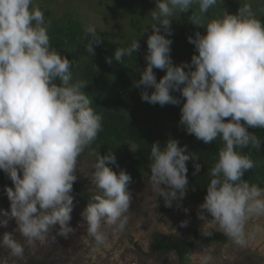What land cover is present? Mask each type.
I'll use <instances>...</instances> for the list:
<instances>
[{"label":"clouds","instance_id":"obj_1","mask_svg":"<svg viewBox=\"0 0 264 264\" xmlns=\"http://www.w3.org/2000/svg\"><path fill=\"white\" fill-rule=\"evenodd\" d=\"M217 3L155 0L146 66L138 68L135 88L149 104L179 105V124L198 141H222L217 162L207 170L210 182L197 217L202 225L211 219L234 244L247 247L264 232L261 225L249 224L264 217V188L244 178L254 162L237 149L259 150L264 145L250 130L264 129V20L248 0L235 13L208 18ZM190 10L188 19L202 31L187 37L194 46L191 61L176 64L171 56L172 21ZM85 32L90 36L87 52L94 55V46L103 40L95 25H86ZM140 47V41L133 40L129 47L116 48L107 62L120 63ZM154 69L165 74L158 80ZM87 85L73 80L69 58L51 48L48 23L34 0H0V170L12 182L3 189L10 211L0 210V226L12 220L16 224L4 233L0 246L12 257L22 258L25 244L34 248L37 241L43 243L57 224L59 236L68 238L73 231L77 160L102 131V117L91 107ZM189 153L175 138L163 146L151 144L152 189L167 207L182 202L190 187L186 162L193 161V175L201 171L199 157ZM96 155L91 183L102 194L93 196L82 211L81 226L97 246H107L106 227L123 231L126 226L132 178L110 166L116 164L115 153ZM189 222L185 219L180 226ZM202 235L213 233L205 230ZM212 259L203 257V264Z\"/></svg>","mask_w":264,"mask_h":264},{"label":"rangeland","instance_id":"obj_2","mask_svg":"<svg viewBox=\"0 0 264 264\" xmlns=\"http://www.w3.org/2000/svg\"><path fill=\"white\" fill-rule=\"evenodd\" d=\"M245 0H218L208 13V18L222 15L228 11L235 13ZM257 17L264 20V0H248ZM44 13L48 23L50 45L56 50L63 40L67 43L76 42L87 46L90 36L86 34V25L96 26L102 43L95 45L94 59L104 56H114L116 48L140 41V56L135 64L126 66L128 73L125 81L114 92L111 106L123 108L126 100L134 93L139 95L140 89L135 88L139 79V69L146 66L144 59L147 51V38L152 29L150 11L155 8V0H34ZM188 13L177 14L172 21L173 33L171 39V56L174 63L180 64L191 61L194 46L187 40L189 35L201 30L193 25ZM149 26V27H148ZM148 30L144 32L145 28ZM69 56V55H66ZM72 57V56H69ZM157 79L164 71L154 69ZM179 96V93H174ZM125 113L133 114L124 108ZM144 121V118L141 117ZM149 121V119H146ZM130 149L136 151L137 144L131 143ZM97 157L91 147L78 157L76 165L77 179L94 195H101L99 189L91 183L94 165ZM12 186L9 179L4 186ZM132 202L127 216V223L123 231H114L106 227L108 233L107 246H97L92 237L86 233V226H81V213L85 209L82 204H74L70 226L73 231L68 238L59 236V225L52 228L46 240L36 242L35 247L25 244L22 258L12 257L9 250L0 246V264H203V257L212 256L209 264H264V232L257 234L247 247H239L228 238L226 242H214L192 253L186 261H181L175 252H158L152 246L156 235L163 234L167 239L182 237L194 239L197 232L220 231L211 221L203 224L197 217V204L188 189L182 202L176 201L173 210L163 212L160 209V197L152 189L150 173L136 181L128 188ZM4 210L10 211V201L7 198ZM179 204V206H178ZM189 209L185 212L184 209ZM211 218V217H209ZM188 219L187 227H181V221ZM250 225L259 224L264 228V217H255L249 221ZM16 227L15 221H9L7 227L0 226V242L5 232H12ZM221 232V231H220ZM22 243L23 238L16 237Z\"/></svg>","mask_w":264,"mask_h":264},{"label":"trees","instance_id":"obj_3","mask_svg":"<svg viewBox=\"0 0 264 264\" xmlns=\"http://www.w3.org/2000/svg\"><path fill=\"white\" fill-rule=\"evenodd\" d=\"M61 41L55 50L61 56L69 57L71 61V72L73 80H83L87 82L86 94L92 98L91 107L102 117V131L99 132L95 141L90 145L94 155H104L107 152L115 153L116 164L110 165L114 171L119 173L121 169L126 170L131 175V182L128 188L144 178L150 173V152L151 144L159 142L163 146L170 138H175L181 146L187 145L190 155L199 157L198 162L203 166L199 173L194 169V163L190 159L187 161L189 190L193 200L201 204L206 196V187L210 182L208 169L214 166L218 159V151L223 147L222 141L217 139L212 144H205L198 141L194 135L186 133L179 124L180 106L167 104L160 106L152 105L142 101L140 94H132L124 103V106L133 116L129 117L124 108L111 106L114 92L119 88L121 82L127 78L126 66L135 64L139 59L138 53L132 56L123 57L122 61L107 62L108 57L94 59L95 55L87 52L86 46L76 42L75 45ZM131 45H124L122 48ZM164 75V74H163ZM160 75L159 79L163 76ZM175 95V94H174ZM144 118V121L141 120ZM149 119V121H146ZM264 142V129H250ZM137 144L136 151L130 149V144ZM237 151L247 154L254 162V167L245 174V179L250 184H256L264 188V145L257 150L255 148L237 149ZM8 179L4 172L0 170V210H4L7 205V196L2 187ZM74 204L87 206L88 202L95 196L88 191L77 179L73 186ZM165 206L163 198H160V209L163 212H170L174 208ZM211 237H205L201 232L195 234V238L186 239L173 237L167 239L163 234L156 235L153 243V250L158 252H175L181 261H186L188 257L214 242H226L228 237L220 231H212ZM45 264V263H39Z\"/></svg>","mask_w":264,"mask_h":264}]
</instances>
